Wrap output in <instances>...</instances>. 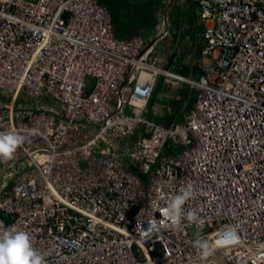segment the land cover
Wrapping results in <instances>:
<instances>
[{
	"label": "built area",
	"instance_id": "1",
	"mask_svg": "<svg viewBox=\"0 0 264 264\" xmlns=\"http://www.w3.org/2000/svg\"><path fill=\"white\" fill-rule=\"evenodd\" d=\"M189 1L198 80L118 39L99 0H0V133L24 138L0 159V230L47 264H264V0ZM159 75L194 94L169 127L148 118Z\"/></svg>",
	"mask_w": 264,
	"mask_h": 264
},
{
	"label": "crops",
	"instance_id": "2",
	"mask_svg": "<svg viewBox=\"0 0 264 264\" xmlns=\"http://www.w3.org/2000/svg\"><path fill=\"white\" fill-rule=\"evenodd\" d=\"M110 13L118 39L141 37L148 44L150 62L164 70L198 80L194 65L203 45L198 6L189 0H99ZM148 116L165 127L181 123L194 105V94L185 83L164 75L155 79Z\"/></svg>",
	"mask_w": 264,
	"mask_h": 264
},
{
	"label": "clouds",
	"instance_id": "3",
	"mask_svg": "<svg viewBox=\"0 0 264 264\" xmlns=\"http://www.w3.org/2000/svg\"><path fill=\"white\" fill-rule=\"evenodd\" d=\"M23 136L8 132L0 133V159H11L17 149L23 143ZM193 196L189 186L181 192L168 199L164 209V216L171 222V225L179 229L182 220L190 222L197 221V213L183 212V205ZM158 230V223L154 219L148 224L147 232L152 233ZM78 246V242H73ZM197 247L203 249L201 255L208 254V245L199 239L195 241ZM0 264H47L45 255L33 247L30 235L23 230L6 228L0 230Z\"/></svg>",
	"mask_w": 264,
	"mask_h": 264
},
{
	"label": "rangeland",
	"instance_id": "4",
	"mask_svg": "<svg viewBox=\"0 0 264 264\" xmlns=\"http://www.w3.org/2000/svg\"><path fill=\"white\" fill-rule=\"evenodd\" d=\"M1 94V93H0ZM21 103H24V104H26V103H31V101L30 100H28V99H24V100H21ZM148 118L151 120V121H153V119L150 117V116H148ZM185 118H188V116H186ZM154 122V121H153Z\"/></svg>",
	"mask_w": 264,
	"mask_h": 264
}]
</instances>
